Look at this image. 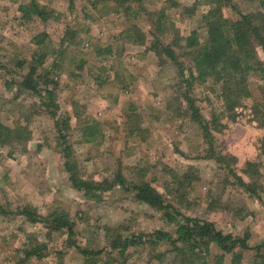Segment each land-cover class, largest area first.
<instances>
[{
  "label": "rangeland",
  "instance_id": "374dc122",
  "mask_svg": "<svg viewBox=\"0 0 264 264\" xmlns=\"http://www.w3.org/2000/svg\"><path fill=\"white\" fill-rule=\"evenodd\" d=\"M38 1L50 7L59 16L58 19L46 24L26 23L20 20L16 4L11 0H0V64L11 69V73L7 74L6 70L0 71V123L13 128L20 115L19 105L23 111L28 108L23 113L31 117V138L26 144L0 146V205L14 214L23 207H31L42 216L53 210H64L75 224L76 235L72 240L82 248L93 250H100L105 245L104 227L123 225L135 234L156 230H164L172 235L175 233L174 225L164 221L160 213L137 203L133 199V193L123 187L116 186L112 191L103 193L97 203L94 202L95 199L84 198L74 191L67 181L63 160L55 145L53 121L41 114L43 112L39 108L37 111L41 113L33 114L32 105L38 103L37 98L21 94L14 100L15 87L7 89L6 81L12 78L20 80L15 73L16 61L29 60L37 50L32 43L36 33L47 31L49 38L45 40L46 45L51 52L60 51L64 29L80 24L88 26L90 31L83 36L87 43L81 44L80 49L79 46L73 47L71 51L78 56L85 54L88 65L82 71L77 70L79 57L75 61L71 51H67L63 54V59L60 58L63 55L57 56L60 70L53 75L58 83L57 103L60 111L67 112L71 117L73 130L69 141L79 164L86 172L85 177L94 181H110L115 174L120 173L128 183L156 179L153 186L165 194V167L182 173L187 166L192 165L198 171L199 181L189 189V200L184 202L185 206L188 204L187 207L178 206L181 212L186 216L211 221L224 233L239 237L248 235L251 248L262 244L264 193L260 195V200L233 193L237 199L244 200L247 211L251 213L243 221L233 220L228 214L208 209V195L213 191L216 176L221 173L217 172L210 161L199 158L205 146L199 137L197 126L189 118L174 117L166 110L168 101L173 97L176 73L169 63L163 67L158 66V58L148 48L152 38L148 36L145 46L124 45L118 61L132 80L128 90L118 93L119 90L115 87H98L89 77L88 69H93L97 75L101 67L106 70L112 67L117 54L109 56L104 50L110 45L113 46V51L117 50L112 39L126 25L124 19L118 14L110 13L91 22L83 18L81 11L87 6L86 0H75L72 11L68 8V0ZM236 1L242 11L253 8L249 1ZM171 2L178 3L179 6L171 7ZM193 2L194 0H146L145 8L149 12L163 8L166 10L167 30L161 36L163 42L170 40L172 29L178 31L179 36L187 37L191 31L199 28L201 15L207 12L208 7L198 5L189 17ZM225 13L231 19L235 18L229 10ZM145 19L141 20L145 24H140L144 31L156 27V16ZM197 31L203 40L204 30L199 28ZM258 56L261 60L264 59L259 49ZM52 59L53 55L48 53L46 62ZM110 73L113 75L112 71ZM251 80L256 79L252 77ZM219 94V86L212 82L196 86L193 97L205 119L222 111ZM103 95L108 101L101 98ZM250 106L251 100H246L241 107H237L234 122L222 118L221 123L226 125V129L221 134H215L222 150L238 158L239 168L246 161L257 158L258 140L264 134V129L257 128V123L253 121ZM127 110L140 115V127L145 131L143 135L132 137L126 132L124 113ZM75 111H79L85 121L99 123L100 136L96 137L95 142H83L82 125L78 124ZM121 233L125 234L124 230ZM68 242L67 234H48L41 224H31L20 215H0V264H20L24 260V251L36 243L45 247L41 254L43 258H31L25 264H83L81 254L74 248H68ZM212 253L220 252L212 247ZM254 255V250L245 251L238 264H253ZM231 260L230 255L225 256L224 264H231ZM166 263L149 262V255L145 250L130 249L126 261L121 264Z\"/></svg>",
  "mask_w": 264,
  "mask_h": 264
},
{
  "label": "trees",
  "instance_id": "16d2710c",
  "mask_svg": "<svg viewBox=\"0 0 264 264\" xmlns=\"http://www.w3.org/2000/svg\"><path fill=\"white\" fill-rule=\"evenodd\" d=\"M68 1V8L72 11L75 0ZM246 1H249L253 8L245 12L239 9L236 0H194L189 9V17L198 5L208 7L207 12L201 15L198 25L204 30L203 40L197 31L199 28L191 31L187 37L179 36L178 31L172 29L171 38L167 43L163 42L161 37L167 30L166 10L163 8L149 12L145 8L146 0H86L87 6L84 5L86 7L81 10L83 18L91 22L114 13L120 15L126 24L112 39L117 50L113 51L111 45L104 50L109 56L117 54V60L112 62V67L108 70L101 67L97 75L93 69H88L89 77L96 86L115 87L119 90L118 93L128 90L132 80L125 74L118 60L124 45L145 46L148 36L152 38L148 48L158 58V66L163 67L168 63L173 66L176 73L174 91L166 110L174 117L189 118L197 126L199 137L205 146L199 158L210 161L217 172L221 173L216 176L213 191L208 195V209L223 212L233 220L239 221H243L251 213L247 211L244 200L237 199L233 193L257 200H260V195L264 193V134L258 140L257 158L246 161L242 168L237 166L238 158L235 155L222 150L215 134H221L226 129V125L221 123L222 118L234 122L235 109L241 107L246 100H251L250 109L257 128L264 129V59L261 60L258 56V49L264 55V0ZM11 2L17 5L20 20L26 23L46 24L59 17L50 7L38 0ZM170 6L179 5L171 2ZM226 10L235 18L231 19L226 15ZM153 16H156V27L144 31L140 24L145 23L141 20L151 19ZM89 33L88 26L85 25L66 27L61 37V50L52 52L45 43L49 38L47 31L36 33L32 43L37 50L29 60L16 61L15 73L20 80L12 78L6 81L7 89L12 90L15 87L14 100L21 94L37 98L38 103L32 105L33 114L41 113L37 111L39 108L43 112L41 114L53 121L56 132L55 145L63 160L62 166L67 174V181L74 191L82 194L84 198L95 199L94 202L97 203L103 193L112 191L116 186L123 187L133 193V199L137 203L160 213L164 221L174 225L175 233L172 235L164 230H156L135 234L123 225L104 227L105 245L100 250H93L82 248L72 240L76 235L75 224L64 210H53L50 214L42 216L31 207H23L14 214L0 205V215H20L31 224H41L48 234H67V247L74 248L81 254L83 264H121L126 261L130 249L145 250L149 255V262H167L166 264H224L227 255L232 257L231 264H238L245 251L254 250L253 264H264V242L251 248L248 235L239 237L224 233L215 223L186 216L178 208L187 207L188 204L185 206L184 202L189 200V189L199 181L198 171L192 165L187 166L182 173L165 167V194L153 186L156 179L128 183L120 173L115 174L110 181H94L85 177L86 172L79 164L69 141L73 130L71 117L67 112L62 113L57 103L58 83L53 74L60 70L57 56L71 51L73 47L79 46L80 49L81 44L87 43L84 42L83 36ZM48 53L54 57L50 62H46ZM70 53L75 61L79 57L77 70H84L88 65L86 55L81 53L78 56L73 51ZM64 56L60 58L63 59ZM6 68L0 64V71L11 73V69ZM111 71L113 75H110ZM252 77L256 80H251ZM207 82L219 86V99L222 104V111L210 119L201 115L193 97L196 86ZM101 98L108 101L104 95ZM20 106V115L13 128L0 123V146L24 145L30 140L31 117L23 113L28 108L23 111ZM75 118L78 124L82 125L83 142H95L96 137L100 136L99 123L93 120L85 121L79 111H75ZM139 119L140 115L135 111L127 110L124 113L125 130L129 136L139 137L145 132L140 127ZM121 230H124L125 234H122ZM212 247L217 248L220 253H212ZM43 249L45 247L42 245L31 244V248L24 251V260L20 264H25L31 258H43Z\"/></svg>",
  "mask_w": 264,
  "mask_h": 264
}]
</instances>
